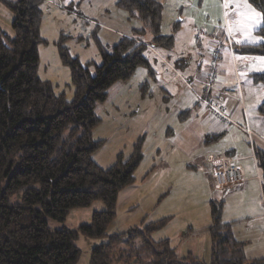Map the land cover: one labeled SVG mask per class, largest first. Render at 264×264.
Masks as SVG:
<instances>
[{
	"label": "trees",
	"instance_id": "obj_1",
	"mask_svg": "<svg viewBox=\"0 0 264 264\" xmlns=\"http://www.w3.org/2000/svg\"><path fill=\"white\" fill-rule=\"evenodd\" d=\"M2 1L13 18L10 31L0 27V264H77L79 231L91 237L108 236L107 242L93 248L90 264H264V259L246 257L243 243L223 221V201L218 199L210 201V263L192 255L179 257L169 240L153 238L168 218L143 219L141 226L108 235L119 192L135 181L144 156V137L134 143L127 159L120 153L113 165L103 168L94 159L103 145V140L93 137L102 121L96 109L107 100L113 85L130 79L140 67L158 82L145 52L148 45L170 49L174 44L173 35L162 33V3L118 0V7L130 18H137L141 26L122 35L111 48L97 38L101 63H83L72 56L64 44L72 36L60 34L59 54L70 69L74 87L69 100L64 92L56 93L52 82L39 73V46L48 44L41 35L45 0ZM248 2L261 14L257 33L262 40L243 44L238 52L264 56V0ZM147 33L150 42L144 40ZM176 63L181 68L182 59ZM251 76L264 85V72ZM258 109L264 114V101ZM189 113L184 111L181 117ZM255 154L264 193V150L256 149ZM19 191L21 200L13 202ZM95 200H101L105 209L95 211L90 223L78 229L51 227L49 219L62 222L71 209L90 206Z\"/></svg>",
	"mask_w": 264,
	"mask_h": 264
},
{
	"label": "rangeland",
	"instance_id": "obj_2",
	"mask_svg": "<svg viewBox=\"0 0 264 264\" xmlns=\"http://www.w3.org/2000/svg\"><path fill=\"white\" fill-rule=\"evenodd\" d=\"M117 1H44L41 35L48 44L39 46V73L43 79L52 82L56 93L64 92L69 100L74 95L70 69L61 61L57 45L62 32L74 38L64 42L72 56L79 57L83 63L89 61L101 63L100 52L96 43L97 38L103 45L111 48L125 32L130 33L133 27L141 26V22L137 18H130L126 11L118 7ZM159 1L163 5L162 33L177 36L175 34L178 32L179 37L175 44V48L178 50L181 49V41L186 43L189 38L188 35L194 34L193 31L197 29L215 26L217 35H221L219 33L221 30L218 29L219 24H225L227 21L231 25L238 24L241 21V13H244L248 19L243 20V23L246 25L245 29L248 30L253 25L252 21H255V13L259 14V11L251 7L247 0ZM68 6L71 8L70 10ZM226 8L228 17H226ZM12 18V12L0 0V27L10 31ZM79 36H82L83 39L79 40ZM145 39L146 42H150V33L146 34ZM204 41L193 49L187 46V51L193 54L199 46L204 44ZM158 49L164 55L165 60L154 55L151 49H147L145 54L149 57L154 68L160 70V75L166 76V80L170 83L165 88L166 90H164V86H160L149 78V73L144 67H140L130 79L113 85L109 89L107 100L99 104L96 109L102 121L95 127L93 137L103 140V145L94 153V159L103 168L113 165L120 153H123L124 158L127 159L133 151L134 143L139 138L144 137L142 144L144 157L135 171L134 183L124 187L119 192L116 217L108 228V235L126 232L132 227L141 226L142 220L146 216L149 221L157 220L160 218V211L163 207L169 210V207H174L175 204L177 205L179 201L186 200V198H190L189 200L194 206L200 207L203 205L202 201L209 195L207 181L203 184L200 182L202 178L199 175L196 177H194L195 174L187 175L185 170H182L181 174L175 173L172 167H167L164 163L161 164L160 158L156 154L155 148L159 145L158 143H161L162 136L154 134L153 126L158 124L155 129L157 133H160L162 126L159 124H163L165 120H168L167 122L172 121L176 115L177 118H180L183 112L179 105V107L175 106V98H179L186 87L177 79L174 69L177 68L182 71L190 82L194 80L199 82L197 77L189 76L191 70H194L192 62L187 66L186 71L182 70L183 66L177 67L173 57L166 56L170 50ZM234 49L240 54L238 52L239 45H236ZM188 59L193 61L191 56H188ZM223 61L218 63V68L229 70L227 60ZM216 73L218 72L216 71ZM197 82L192 83V89L195 92L196 88H199ZM145 83H148L147 87H144ZM195 83L196 85H194ZM258 86L261 88L257 87L253 92L248 86L245 96L246 99L252 96L251 103L248 104L250 113L255 115L254 123L259 126L263 125L264 131V114L259 111L256 105L253 106L254 103L260 104L264 101V85L259 83ZM191 117L195 118L194 115ZM252 129L250 135L255 131ZM193 142L195 141H192V144ZM198 149L200 148L194 149L195 155L200 154ZM174 152L173 159H176L179 152L192 154V151L187 147L185 149L177 148V150L174 148ZM182 157H178L177 160L182 162ZM186 181L193 184L198 181L196 188L189 190ZM175 182L174 189L166 194L165 185ZM21 195V191L15 193L12 201H20ZM184 206L181 208L180 205L182 211L185 209ZM104 209V203L101 200H95L90 206L71 209L64 221L49 219V223L53 229L62 227L78 229L80 225L91 222L95 211ZM107 241L108 236L91 237L79 231L76 244L80 248L81 254L77 264H90L93 248Z\"/></svg>",
	"mask_w": 264,
	"mask_h": 264
},
{
	"label": "crops",
	"instance_id": "obj_3",
	"mask_svg": "<svg viewBox=\"0 0 264 264\" xmlns=\"http://www.w3.org/2000/svg\"><path fill=\"white\" fill-rule=\"evenodd\" d=\"M225 12L228 17L227 8ZM255 21L248 30L246 27L238 28V24L231 25L228 21L219 24L221 35H217L215 26L197 29L193 31L194 34L188 35L186 43L181 41L179 50L175 48L179 37L177 32L175 34L177 36L173 35L174 44L166 54L173 57L176 62L182 59L181 69L185 71L192 62L194 73L191 70L189 76L197 77L199 82L195 80L190 82L182 71L174 69L177 79L186 87L180 97L175 98V106H180L183 112L190 110V113L183 118H177L176 115L170 122L165 120L163 124H159L162 126L160 133L155 129L158 124L153 126L154 134L162 136V141L158 143L155 151L161 164L172 167L175 173L181 174L182 170H185L187 175L195 174L194 177L199 175L202 178L200 182L204 184L207 181L209 187V195L202 201L203 205L200 207L194 206L190 198H186L174 207H169V210L163 207L160 211V218L157 220L168 219L163 227L153 233V238L169 240L179 257L192 255L206 263L211 262L213 242L210 232L212 224L210 201L218 199L223 201V221L231 225L234 236L243 243L246 257L250 260L264 259V193L255 154L256 149L264 150V131L263 125L254 123L255 115L250 113L248 104L251 103L252 96L249 99L245 96L248 86L252 92L257 87L261 88L258 86L259 83L253 81L251 74L264 72V56L239 54L234 49L236 45L257 44L262 40L257 34V30L262 26L261 14L258 16L255 13ZM130 33L125 32L124 35ZM202 41L204 44L193 54L187 51L188 47L193 49ZM147 49H151L154 55L165 60L157 47L148 45ZM188 56H191L193 61L188 59ZM223 60H227L229 70L218 68V63ZM199 62L201 64L198 65ZM156 73L157 84L164 86L166 90L170 84L166 76L160 75L159 69ZM194 82L199 85L196 92L192 89ZM260 104L254 103L253 106L259 107ZM212 106L222 107L228 119L216 117L212 113ZM192 115L195 118H192ZM250 128L255 130L251 135ZM192 141L195 142L192 144ZM185 147L190 149L192 154L179 152L176 159H173L174 148L177 150ZM196 148H200L198 149L200 154H194ZM180 156H183L182 162L177 160ZM225 156L235 158L243 171V179L218 188L212 174L214 161L212 159ZM197 182L193 184L186 181L187 188L189 190L196 188ZM175 184L176 182L165 185L166 194L174 189ZM180 205L181 208L184 206V211ZM143 219L146 222L157 221H149L147 216Z\"/></svg>",
	"mask_w": 264,
	"mask_h": 264
},
{
	"label": "built area",
	"instance_id": "obj_4",
	"mask_svg": "<svg viewBox=\"0 0 264 264\" xmlns=\"http://www.w3.org/2000/svg\"><path fill=\"white\" fill-rule=\"evenodd\" d=\"M212 113L222 120L228 119L222 107L212 106ZM250 132L249 129H247ZM212 174L215 179V185L222 188L228 184L240 182L243 179V171L235 159L230 156L216 158L212 165Z\"/></svg>",
	"mask_w": 264,
	"mask_h": 264
},
{
	"label": "snow or ice",
	"instance_id": "obj_5",
	"mask_svg": "<svg viewBox=\"0 0 264 264\" xmlns=\"http://www.w3.org/2000/svg\"><path fill=\"white\" fill-rule=\"evenodd\" d=\"M257 15L259 16L260 14H257ZM245 19H248V18L245 17L243 13H241V21L238 23V28L242 29V28L246 27V25L243 23V20H245ZM252 22L255 23L256 21H252Z\"/></svg>",
	"mask_w": 264,
	"mask_h": 264
}]
</instances>
